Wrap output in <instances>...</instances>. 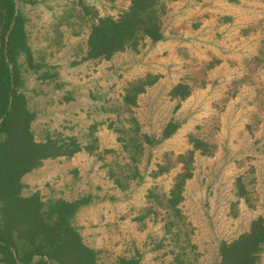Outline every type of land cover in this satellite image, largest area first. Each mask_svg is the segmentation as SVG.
<instances>
[{"label": "rangeland", "instance_id": "374dc122", "mask_svg": "<svg viewBox=\"0 0 264 264\" xmlns=\"http://www.w3.org/2000/svg\"><path fill=\"white\" fill-rule=\"evenodd\" d=\"M130 2L18 0L33 57L30 66L18 55L20 90L35 140L75 137L92 147L44 160L23 176L22 194L38 191L45 203L91 196L71 222L96 264H221L220 242L264 219V0H159L162 40L83 60L96 17H118ZM148 75L154 84L127 103ZM179 82L190 88L184 99L170 95ZM170 121L179 128L161 139ZM191 137L210 147L194 150L173 207ZM17 245L19 258L28 244Z\"/></svg>", "mask_w": 264, "mask_h": 264}, {"label": "trees", "instance_id": "16d2710c", "mask_svg": "<svg viewBox=\"0 0 264 264\" xmlns=\"http://www.w3.org/2000/svg\"><path fill=\"white\" fill-rule=\"evenodd\" d=\"M17 2L0 0V252L4 255L5 264H29L36 255L40 256V264H96L97 252L83 242L71 222L81 207L91 203V196L45 203L38 191L29 196L22 194L25 186L23 176L38 168L44 160L71 157L84 149L91 151L92 147L81 145L75 137L35 140L31 130L35 113L29 109L26 95L20 90L17 59L23 52L31 66L33 57L27 44L24 19L19 10L16 12ZM164 12V5L159 0H131L118 17H96L90 28L83 60L110 59L127 48L137 49L145 38L152 42L162 40ZM155 80L156 75H148L144 81L132 84L124 100L135 105L137 96ZM189 94V85L183 82L170 90L174 98L184 99ZM178 128L179 123L168 122L161 139L170 137ZM144 138L148 143L154 140L149 135H144ZM191 142L193 149L187 157L181 156L186 169L178 175L170 191L169 202L173 207L182 200L184 183L192 177L194 150L208 152L210 147L198 138L191 137ZM17 240L28 244L19 258L15 255ZM263 250L264 219L258 217L251 222L247 232L233 240L220 242V262L259 264ZM123 261L124 264H137L136 260Z\"/></svg>", "mask_w": 264, "mask_h": 264}, {"label": "water", "instance_id": "95a60500", "mask_svg": "<svg viewBox=\"0 0 264 264\" xmlns=\"http://www.w3.org/2000/svg\"><path fill=\"white\" fill-rule=\"evenodd\" d=\"M16 8H17V5H16ZM18 9H16V12H17ZM17 14V13H16ZM6 44H7V41H6Z\"/></svg>", "mask_w": 264, "mask_h": 264}]
</instances>
